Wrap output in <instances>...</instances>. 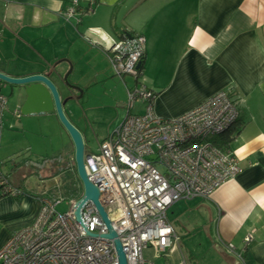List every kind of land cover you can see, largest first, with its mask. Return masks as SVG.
<instances>
[{
    "label": "crops",
    "instance_id": "1",
    "mask_svg": "<svg viewBox=\"0 0 264 264\" xmlns=\"http://www.w3.org/2000/svg\"><path fill=\"white\" fill-rule=\"evenodd\" d=\"M72 1L0 0V73L12 78L48 75L64 101L75 94L54 70L64 76L72 63L77 84L90 102L94 95L102 94L100 89L107 83L124 81L125 77L121 79L113 70L115 78L113 67L109 68L108 36L120 40L127 34L146 39L140 83L155 94L152 105L159 117L181 116L213 95L229 91L239 110L235 126L240 131L228 149L240 164V174L209 199L176 202L171 207L173 217L166 216L179 238L206 234L209 239L214 253L203 262V257L191 254L192 264H264V0H76L92 9L78 23L63 16ZM83 63L86 71L81 69ZM2 87L5 95L6 83ZM12 91L21 103L12 102V106L16 104L13 112L8 107L0 119V159L7 174H15L18 165L13 161L19 151L13 148L17 138L13 134L28 133L27 122L39 116L58 119L55 111L20 118L21 113L15 112L26 100L24 88ZM145 104L137 103L136 112L144 113ZM88 106L82 105L84 117L77 120L81 125L71 123L89 139L88 117L94 104ZM66 108L67 104L65 114ZM115 128L104 135L96 133L98 143ZM228 138L221 139L228 143ZM70 140L64 151L75 163ZM0 173L7 175L1 164ZM24 191L20 198L0 199V221L11 223L0 234V248L15 231L31 225L40 209V193ZM250 233L254 240L245 249ZM179 244L166 256L177 254ZM227 245L237 254L226 250ZM148 252L154 262V253ZM182 264H186L184 256Z\"/></svg>",
    "mask_w": 264,
    "mask_h": 264
},
{
    "label": "built area",
    "instance_id": "2",
    "mask_svg": "<svg viewBox=\"0 0 264 264\" xmlns=\"http://www.w3.org/2000/svg\"><path fill=\"white\" fill-rule=\"evenodd\" d=\"M90 10L75 0L63 16L78 23ZM108 38L112 70L121 79L134 77L135 85L127 89L125 117L98 143L97 153L85 156V170L99 190L127 263L154 264L146 252L158 259L180 241L167 219L169 208L181 200L209 199L240 174L231 150L215 144L236 125L239 110L229 91H221L181 116L159 117L152 105L155 94L138 81L146 39L127 34L120 40ZM4 84L0 80V119L9 102L2 92ZM141 102L146 108L139 114L135 109ZM15 113L20 116V111ZM1 186L4 197L24 196L5 181ZM39 200L33 223L15 231L0 249V264H119L115 242L106 238L109 230L93 202L83 206L79 223L78 201H70L69 210L60 213L56 207L63 198ZM253 236H246L245 249ZM226 250L237 254L232 245Z\"/></svg>",
    "mask_w": 264,
    "mask_h": 264
},
{
    "label": "rangeland",
    "instance_id": "3",
    "mask_svg": "<svg viewBox=\"0 0 264 264\" xmlns=\"http://www.w3.org/2000/svg\"><path fill=\"white\" fill-rule=\"evenodd\" d=\"M110 67L112 69V66H109V68ZM81 69H84L85 71L87 70V66H85V63H83ZM76 73L80 74V71L76 70ZM111 73L113 74V70H111ZM113 76L116 78L114 74ZM124 77V81H118L117 84L116 82H109L107 83V86L101 87L100 92L102 94H100L98 97L94 95V97L91 98L90 102H88V98L85 100V97L82 94V97L79 101L76 100L75 97H72L73 99L69 100V102L67 103L66 115L69 118V121L75 124H78L79 121L77 120L79 119V117H84L82 105H87L89 103L88 107H90L94 104L93 111L89 108V139L85 138L86 155L97 153L99 150L98 138L96 133H101L102 135L106 134L107 131L110 130V128L112 129L115 126L117 127L123 120L122 118H124L126 115V105L128 104V96L127 94H125L126 88L132 87L134 85L135 78L130 75ZM141 80L139 82H142ZM77 81L79 82V79L76 77L75 72H73L72 75L69 77L68 84L74 85V83H76ZM77 85L80 86L79 84ZM17 87L18 86L7 83L6 88L4 90V93L9 101L8 107L11 109V111L14 110L16 106V104L15 106H12V102L15 103L17 100V95L12 90L16 89ZM17 102L21 103V101L18 100ZM95 106H99L100 108ZM97 108L99 109L97 110ZM136 108L138 109V107ZM138 113L141 114V112ZM21 117H25V115H21L20 118ZM57 120L49 118L48 116H39L37 118H34L33 121L27 122L28 126L30 127L28 133L13 134L14 137L18 138H16L13 144V148L16 151L19 150L17 154L13 156L14 160L20 163L22 162V160L24 161V159L29 158L28 160L30 161L41 162L43 160L42 158L45 157H52L54 155L59 156L60 154L66 155L67 153H65L64 150L68 149V147H65V145L70 143L71 137L66 128L62 125V123ZM19 132H22V130H19ZM17 147H19L20 149H17ZM30 161H27V166L21 168L14 175L9 176L10 181L16 184L23 183L24 188L32 193L41 194L43 193V191H49V198H51V195L55 196L53 199H50L52 201L64 198L63 202L59 204L56 208L60 213H66L70 208L69 200L71 198L66 193L68 189L73 185L72 175L59 174L57 176H48L43 172H37V170L32 166V164L29 165ZM0 164L3 173L7 174V172L9 171L7 169V166L3 165V161H1V159ZM45 176H48V178ZM181 201H183L182 203L190 204L193 202V199ZM171 207L169 208V211L167 213V216H169L170 219L173 217V209ZM10 225V222L0 221V234L4 231L9 230L8 227ZM205 238L206 234L198 236L194 234L191 238H185L180 235V249L179 251H177L178 253L172 257H170V255H162L160 258L154 259V262L155 264H182L184 256L186 264H192L193 262L189 258L191 254H193L197 258L198 256L203 257L201 259V261L203 262L204 258H206L207 256L210 257L211 254L214 253L213 251H210L211 246L209 244V239L207 240ZM146 256H149V252H146Z\"/></svg>",
    "mask_w": 264,
    "mask_h": 264
},
{
    "label": "water",
    "instance_id": "4",
    "mask_svg": "<svg viewBox=\"0 0 264 264\" xmlns=\"http://www.w3.org/2000/svg\"><path fill=\"white\" fill-rule=\"evenodd\" d=\"M69 63V62H68ZM70 64V69L68 72L62 76L59 72L54 70V73L57 74L63 84L68 87L69 91L72 93L73 91H77L80 93L79 97H75L70 95L69 99H65L64 101L60 97V91L57 85L50 79L48 75H33L25 78H12L4 74L0 73V80L4 83H8L15 86H20L24 88L25 93V102L20 107L21 115L29 116V115H39V114H47L51 112H56L58 115L59 121L68 131L73 145L75 147V164L76 170L79 176V180L83 187V197L77 202L76 207V219L79 223H82L81 214L83 210V206L86 205L87 202H93L94 206L97 208L100 218H102L103 222L107 226V230H109V234L106 238L114 240L116 255H118L119 264H128L126 254L124 253L121 242L118 240V236L113 230V225L110 220L107 211L104 206L100 202V194L99 190L90 182L87 171L85 170V148L86 141L85 137L80 133V131L69 121L67 115L64 112V107L72 100V97H75L76 100H80L82 94H84V90L78 85H70L69 77L74 72V65ZM142 67V64L139 65V68ZM56 69V67H55ZM88 156V155H87Z\"/></svg>",
    "mask_w": 264,
    "mask_h": 264
},
{
    "label": "trees",
    "instance_id": "5",
    "mask_svg": "<svg viewBox=\"0 0 264 264\" xmlns=\"http://www.w3.org/2000/svg\"><path fill=\"white\" fill-rule=\"evenodd\" d=\"M87 9H90V6L87 7ZM144 61V60H143ZM143 61H142V67L139 68L141 69L140 71V77L142 76L143 74ZM238 124V121L236 123V125ZM240 129L236 128V126L234 125V127L228 132L226 133L224 136H228L230 138L229 141H227L228 143H226L225 141L223 142L221 138H223L224 136L220 137L219 139H215V144L218 145L219 148L221 149H226V148H229L230 147V144L231 142L230 141H233L234 137L237 136V134L239 133ZM230 142V143H229ZM14 159V158H13ZM12 159V160H13ZM17 159V158H16ZM29 159V158H28ZM28 159H24V161L22 160V162H17L16 160H13V161H16L17 162V166L15 167V171L14 172H17L19 171L21 168H23L24 166H27L28 165V162L27 161H30ZM43 160L41 162H34V161H30L29 162V165L32 164V166L37 170V172H43V173H48V176H57L59 174H70L72 175L73 179H72V183L73 185L68 189L67 191V195H69V197L71 198L69 200L72 201H79L82 197H83V187H82V184L77 176V168H76V164L73 162V159L70 158V156L68 154L66 155H56V156H52V157H45V158H42ZM11 160V161H12ZM64 164V165H63ZM11 175H14L12 173H9L5 176L1 175L0 173V182L2 183L3 181H5L7 183V185H10L11 187H14V188H17L21 191H23L24 195H25V191H24V184L23 185H20V186H15L13 185L14 183L12 181H10V178L9 176ZM47 176V178H48ZM45 179V178H44ZM49 194V191L48 192H43L41 193L39 196L40 199L42 198H48L50 195ZM48 195V196H47ZM4 197L3 196V193H2V186L0 187V199ZM22 197V196H20ZM19 197V198H20ZM55 196H52L51 195V198L53 199ZM49 198V199H51ZM64 199V198H63Z\"/></svg>",
    "mask_w": 264,
    "mask_h": 264
},
{
    "label": "flooded vegetation",
    "instance_id": "6",
    "mask_svg": "<svg viewBox=\"0 0 264 264\" xmlns=\"http://www.w3.org/2000/svg\"><path fill=\"white\" fill-rule=\"evenodd\" d=\"M77 83H78V81L76 83H74V84L77 85ZM74 94H75V97H79L78 95H80V93L77 92V91H74Z\"/></svg>",
    "mask_w": 264,
    "mask_h": 264
}]
</instances>
